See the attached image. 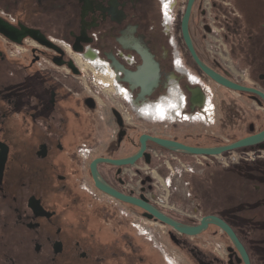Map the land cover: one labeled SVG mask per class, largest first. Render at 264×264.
Returning <instances> with one entry per match:
<instances>
[{
  "label": "flooded vegetation",
  "instance_id": "af4514ba",
  "mask_svg": "<svg viewBox=\"0 0 264 264\" xmlns=\"http://www.w3.org/2000/svg\"><path fill=\"white\" fill-rule=\"evenodd\" d=\"M240 1L243 18L261 24L250 25L246 35L234 26L236 20L224 17L227 25L214 30L203 26L197 35L211 37L208 54L194 43L195 50L211 70L234 81L232 65L222 62L216 45L218 41L228 44L226 57L236 59V54L235 65L244 67L241 77L247 85L243 86L264 95V0ZM155 2L159 0H0V22L13 28L20 39L15 43L0 32V264H172L164 250L136 243L141 234L149 241L157 235L188 264H264V140L237 150L243 157L227 167L210 166L219 171L210 173L214 186L207 197L208 212L200 203L186 208V213L178 212L169 204L170 196L168 208L149 202L184 227L197 228L204 217H214L237 243L221 225L209 221L194 236L181 234L144 218L142 210L94 185L93 161L131 158L144 134L198 147L199 134L190 136L171 125L179 120L205 123L212 116L209 102L195 114H189V101L183 110L188 81L184 85L177 70L188 75L192 84L210 80L193 63L197 69L193 72L200 76L196 78L177 55L176 70L168 49L172 50L171 43L159 28ZM174 3L160 0L167 26ZM143 62H149L146 74L151 87L140 89L133 87L131 73ZM82 63L90 68L93 83L112 92L90 90L83 80ZM172 77L183 93L176 83L167 92ZM239 94L257 105L255 122L229 139L217 136L213 128L202 136L203 147L227 145L264 130V100ZM141 95L143 100L136 102ZM213 98L212 94L214 107ZM141 103L145 104L135 110ZM131 112L162 124L138 133L136 126L131 127ZM151 151L168 153L147 141L144 154L150 155L149 164L143 157L137 162L141 167L99 162L97 176L120 194L146 198L154 191ZM193 175L180 182L186 180L189 187ZM131 210L147 221L150 231L145 235L142 230L131 234L126 219Z\"/></svg>",
  "mask_w": 264,
  "mask_h": 264
},
{
  "label": "rangeland",
  "instance_id": "374dc122",
  "mask_svg": "<svg viewBox=\"0 0 264 264\" xmlns=\"http://www.w3.org/2000/svg\"><path fill=\"white\" fill-rule=\"evenodd\" d=\"M206 0H198L196 1V6L194 4L191 18L189 22V29H190V35L192 37L193 43L198 46L201 50L205 52V54H208L209 46L212 45L211 37L208 36V34L204 35V39L202 37H198L197 35H201L203 26H210L213 30L215 29V26H224L227 25L228 22L225 20V18H229V20H236V23L234 26L240 29L241 32L248 35V29L251 25L252 27L258 26L259 24H255V22L251 19L246 17L243 18L241 15V11L239 9H242L241 1L240 0H211L210 7H207V9H197V6L205 3ZM174 7L172 12V20L169 26V33L167 36L164 37L168 42L171 43L172 50L169 47L168 49L170 52H172V58L174 62V66L176 68V55L181 59L184 67L193 75L196 76V78L200 77L195 72H197V69L193 66L191 59L186 51V48L183 44L181 33H180V20L183 15L185 5L187 0H174ZM212 3H215L216 6H214ZM223 3L231 4L235 15H230L229 12H231L229 9L226 10ZM241 7V8H240ZM155 8L157 10V20L159 24L160 30H162L165 34L164 30V22H163V16L161 12V4L160 0L159 2H155ZM225 8V9H224ZM205 11L206 15L205 17L200 16L201 11ZM239 15L240 17H237ZM225 17V18H224ZM253 23V24H250ZM232 25V22L229 24ZM199 28V33L198 29ZM232 28V27H231ZM217 29V28H216ZM193 36H197L198 40L195 42V39ZM246 41V39H244ZM243 40V41H244ZM230 41V40H229ZM223 41H221L222 43ZM169 44V43H168ZM218 46V52L221 51L223 57L222 62L226 65H232L230 66L233 70V82L240 84V85H247L244 82V79H242L241 75L244 70V67L235 65L238 57L235 54V58L229 59L228 55L226 57L225 51H227V46H225L223 43L222 45ZM234 45V44H233ZM234 47V46H233ZM225 49V51L223 50ZM230 60H232V64L230 63ZM234 63V65H233ZM80 68L82 67L86 72L82 74L83 80L88 84L90 90L92 91H99L103 94H109L112 91H107L104 89L101 85L93 83L92 81V75L90 72V68H86V66L82 63L79 64ZM177 70V68H176ZM193 70L195 72H193ZM179 75H181V81L184 83V85H187L186 79L183 77V75L177 70ZM97 77V76H96ZM98 78V77H97ZM201 83H203L205 86L209 88L211 93L214 95L213 98V104H214V114L212 115V119L209 122H200V121H184L179 120L175 121L173 126L171 125V129H176L178 132H182L184 134H189L190 136H195L196 134H199L200 139L198 140L199 143L197 144L198 147H203V145H206V141L203 140L202 136H206V133H208L210 130L215 129V133L217 136H221L222 138H234L236 135L242 133L247 125L252 122H255L256 114L258 112L257 105L253 102L248 101L245 97L241 96V94L229 91L225 88L219 87L218 85L212 83V81H209L208 83L205 82L203 79H201ZM185 90V88H184ZM186 91V90H185ZM161 99H158L154 102L160 101ZM128 117V116H127ZM212 122H214V125H211ZM172 123V122H170ZM162 122L158 121H149L145 120L138 115H136L134 112H131V127L136 126L138 128V133H142L143 131H152L153 127L161 125ZM214 128V129H213ZM135 138V137H134ZM183 159H188V156H184ZM159 162L154 161L152 164L153 171L156 166H158ZM136 167H141L140 164H136ZM160 170V171H159ZM156 173H152V176L157 178L163 177L166 175V172H164L163 169H159ZM219 171V169H215L214 167H204L199 169L196 174H194L189 180L193 181V185L187 187L184 183L186 180H182V183L180 181H177L175 184V187L170 195L169 204L174 205L178 212H184L186 213L190 206H198V203L201 205H205L204 210L208 212V205H207V197L211 195L212 189H213V179L209 178L211 172ZM189 176V175H187ZM187 176L185 178H187ZM189 178V177H188ZM187 178V181H188ZM139 179L138 177L136 178ZM154 185V184H153ZM188 196V197H187ZM121 209V208H120ZM182 209V210H181ZM186 209V210H185ZM175 212V211H173ZM180 214V213H179ZM122 218V217H121ZM123 219V218H122ZM125 219V218H124ZM127 222L131 223V234L132 235H138L139 232L142 230V233L150 231L147 225V221L142 218L141 215H139L136 212H133L131 210V213H129V216L126 218ZM132 225L139 226V228L135 229L132 228ZM143 233V234H144ZM145 235V234H144ZM136 243H141L144 245H148L151 247H157L165 251L167 254L168 259L172 264H188L184 257H182L181 254H179L176 250H174L169 243H164L161 239L158 238L157 235H155L154 239L152 241H149L146 236H141L136 238ZM145 247V246H144ZM144 247H140L141 249H145ZM166 247V248H165Z\"/></svg>",
  "mask_w": 264,
  "mask_h": 264
},
{
  "label": "water",
  "instance_id": "95a60500",
  "mask_svg": "<svg viewBox=\"0 0 264 264\" xmlns=\"http://www.w3.org/2000/svg\"><path fill=\"white\" fill-rule=\"evenodd\" d=\"M196 0H187L185 9L183 12V15L180 20V33H181V38L183 41V44L186 48L187 53L191 57L193 63L195 66L200 70V72L207 77L210 81H212L214 84L225 88L229 91L236 92V93H248V94H253L255 96H259L264 100V95L261 94L259 91L250 88V87H245L243 85L237 84L233 81H230L226 79L225 77L215 73L213 70H211L198 56L195 46L193 43V40L190 35V29H189V22L191 18V13L194 7ZM204 30L208 32V28L204 27ZM0 32L5 35L8 39L12 40L15 43H19L20 39L15 37V31L13 28L9 27L5 23L0 22ZM149 63V62H147ZM146 62H143V66L138 69L135 73H131V81L134 80L133 82V87H138V88H145V87H151L149 85V76L146 74V69L148 68ZM157 68V67H156ZM117 71V70H116ZM77 73V72H74ZM139 80V81H137ZM141 80V81H140ZM132 83V82H131ZM132 87V88H133ZM186 91L189 94V103L191 105V110H194L195 108H200L203 105V100L204 96L198 86H194L190 83H188V86L186 87ZM149 94V93H148ZM143 95H141L136 102L139 100H143ZM262 140H264V130L258 134L237 140L233 143L223 145V146H218V147H192V146H187L175 141L171 140H166V139H161L157 137H151L148 135H141L139 138V143H140V149L139 151L131 156V158L123 159V160H118V161H113V160H95L91 163L90 165V170L92 174V179L94 182L95 187L100 190L101 192L109 195L115 200H118L122 203L129 204L133 207H136L140 210L143 211V217L149 220H156L160 223H163L171 228H173L175 231L187 235V236H194L198 234L203 227H205L206 223L209 222H215L219 225H221L226 232L229 233V235L232 237V240L236 242L235 237L232 235L230 230L224 226V224L214 218V217H204L202 219L201 225L197 228H189V227H184L180 226L178 223L175 221L171 220L164 214H162L159 210H157L153 205H151L148 200L142 195L139 196L138 198L136 197H128L123 194H120L113 189L109 188L107 185H105L103 182L100 181V179L97 176L96 172V165L99 162H108L113 165H131L134 166L142 157L144 159L145 164L150 163V155L145 153V148H146V142L150 141L157 147L167 150L170 152H180L185 155H192V156H217L223 153L247 148V147H253L257 144H259Z\"/></svg>",
  "mask_w": 264,
  "mask_h": 264
},
{
  "label": "built area",
  "instance_id": "2783aa9c",
  "mask_svg": "<svg viewBox=\"0 0 264 264\" xmlns=\"http://www.w3.org/2000/svg\"><path fill=\"white\" fill-rule=\"evenodd\" d=\"M209 1L211 2V0H206L205 3L202 4L201 7H203L204 9H207V7H210ZM217 1H221V0H217ZM212 4H215V3H212ZM223 5L225 6V8L231 9L228 6L229 4L223 3ZM169 26L164 24L163 28L165 30V34L169 33ZM218 42H219L218 45L220 48V45H222V43L221 41H218ZM223 50L225 51V49ZM179 76L181 78V75ZM183 77L186 79V81H188V83L192 84L189 81L188 75H183ZM171 83H176L177 87L180 89L178 80L175 77L174 78L172 77L171 79L168 80L167 89H166L167 92H168V88L170 87ZM195 84H192V85L195 86ZM196 86L200 88L204 96L203 105L200 108H195L194 110H191L189 114H195L198 111L204 110L203 106L206 102H209L211 104V112L214 113L211 91L209 90L207 86H205L203 83L199 81L197 82ZM122 90L124 91V93L125 92L128 93L126 89L122 88ZM180 92H182L181 89H180ZM119 95L120 97H122L121 93ZM184 97H185L184 101L186 103H185L183 110L186 108L187 103L189 101V97L188 95H186V93H184ZM144 104L145 103H141V104L135 105V107L138 108ZM211 120H212V116L210 120H208L207 122ZM248 155H251V153L249 152ZM186 156H188V159H183L182 157L178 156L177 153L175 152L168 151V153L166 154H161L157 151H151V157L153 161L159 162L158 166L155 167L154 171L153 169H151V175L153 172L156 173L160 168L163 169L164 172H166V175L163 177H158V179L152 176L153 182H154V191L146 195V199L148 200V202L160 208H168L167 203H168L169 196L171 195L177 181H180L182 177L187 176V175H193L199 169L204 168V167L215 166V165L220 166V167H227L230 164L235 163L239 158L243 157V153H239L237 150H235V151L223 153L217 156H205V155L204 156L186 155Z\"/></svg>",
  "mask_w": 264,
  "mask_h": 264
},
{
  "label": "bare ground",
  "instance_id": "6f19581e",
  "mask_svg": "<svg viewBox=\"0 0 264 264\" xmlns=\"http://www.w3.org/2000/svg\"><path fill=\"white\" fill-rule=\"evenodd\" d=\"M131 103H133V102H131ZM143 106V105H142ZM157 106V105H156ZM156 106H154V107H156ZM160 107V106H159ZM139 108V107H138ZM137 107H134V109L136 110V109H138ZM140 108H142V107H140ZM146 118H151V117H146Z\"/></svg>",
  "mask_w": 264,
  "mask_h": 264
},
{
  "label": "trees",
  "instance_id": "16d2710c",
  "mask_svg": "<svg viewBox=\"0 0 264 264\" xmlns=\"http://www.w3.org/2000/svg\"><path fill=\"white\" fill-rule=\"evenodd\" d=\"M189 55V54H188ZM190 57V56H189ZM190 59H191V57H190ZM191 62H192V64H193V61H192V59H191ZM196 67V66H195ZM197 68V67H196ZM192 185H193V181H192Z\"/></svg>",
  "mask_w": 264,
  "mask_h": 264
}]
</instances>
